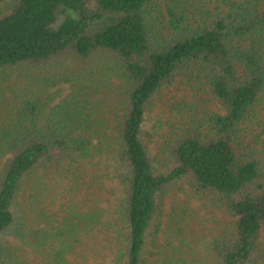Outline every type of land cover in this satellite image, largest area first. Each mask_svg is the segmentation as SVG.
I'll use <instances>...</instances> for the list:
<instances>
[{
	"label": "trees",
	"instance_id": "trees-1",
	"mask_svg": "<svg viewBox=\"0 0 264 264\" xmlns=\"http://www.w3.org/2000/svg\"><path fill=\"white\" fill-rule=\"evenodd\" d=\"M63 61L59 102L0 93V264H27L26 248L44 264H149L163 234L180 245L162 264H264V0H0V73ZM175 79L197 102L170 108L160 171L146 117ZM52 187L61 220L35 207ZM175 187L208 213L174 206L171 230L159 200ZM201 233L206 256L184 258Z\"/></svg>",
	"mask_w": 264,
	"mask_h": 264
},
{
	"label": "rangeland",
	"instance_id": "rangeland-1",
	"mask_svg": "<svg viewBox=\"0 0 264 264\" xmlns=\"http://www.w3.org/2000/svg\"><path fill=\"white\" fill-rule=\"evenodd\" d=\"M166 0H156L158 3V7L162 8L165 6ZM62 17V16H61ZM100 29V25H97L93 29V32H96ZM69 65L68 61L54 63L51 66L44 68L42 70L30 69L28 66H20L15 69H10L6 73H0V93L3 97L4 103L11 104L12 106L21 103L28 96L34 94V98L43 94V100L47 99L49 96L52 97V105L54 103L59 102L63 98L67 97L69 94V88L66 86L60 92L59 89L61 87L56 86L55 82H51L52 79H65L70 77L71 75H66L67 66ZM73 76V75H72ZM51 82V83H49ZM182 79H175V83L169 87H164L162 93L157 95L148 110L147 115V124H146V136L144 141L148 143L149 152L151 154L152 161L157 169L160 171H166L170 167V159L167 156V152L165 150L167 137V129L168 122H178L181 118V114L177 111H171L170 108H173L174 105L178 101H182L186 99L187 101L193 103L197 102L196 93L192 89V86L184 90H179L181 86ZM49 84V88L46 89V85ZM44 90V91H42ZM45 92V93H43ZM55 95V97H54ZM203 98L206 97L204 93H202ZM40 97V96H39ZM172 97V98H171ZM204 104H202L203 107ZM210 103L203 110L213 111L215 107L209 106ZM11 107L10 105H4L0 102V108L2 110ZM202 113V111H201ZM166 130V131H165ZM92 173V172H90ZM52 191L50 194L45 197L42 193L39 200H37L36 209L40 214L46 213L49 211V214L54 213V211H59L61 208V204L65 197L61 196L55 187H52ZM184 193L182 188H174L172 190L167 191L162 194L159 200V206L161 212L166 216V221L168 222L167 229L173 230V226L170 224L173 223L176 226V223L173 222L177 218L176 210H174V206H177L179 209L181 207L189 208L193 214L201 217V214H207L208 210L203 205L202 200L199 199L195 203H192L191 199H183ZM86 202V206L89 203L86 199L83 200ZM85 204V203H82ZM213 209V206H211ZM55 214V213H54ZM59 219L65 215L64 211H59ZM162 214V216H163ZM53 215V214H52ZM222 217V215H220ZM178 219V218H177ZM40 224L43 226L47 221L40 219ZM202 222V221H200ZM198 222V223H200ZM64 224V219L61 221V225ZM167 234H163V237L166 238ZM205 233L200 234L199 239H195L196 241L191 240L192 244L189 249L186 250L183 248L184 253H190L184 258L196 254V257H205L208 249V245L210 241L208 239H204ZM164 238H159L160 243L155 245L152 244L149 246V250L147 253V259L149 264H162L163 255L166 252L167 245L171 244L173 247L179 246L180 242L178 240L174 241H166ZM167 239V238H166ZM170 239V238H169ZM110 248V245L108 243ZM105 251V249H104ZM186 253V254H187ZM193 253V254H192ZM86 257L88 256V252L84 253ZM23 257L26 258L27 264H44L38 255H34L29 248H26L22 253ZM193 258V256H192ZM194 259V258H193ZM198 259L197 264H205L201 263L205 260ZM83 261V260H82ZM81 261V262H82ZM206 264H210L209 261L206 260Z\"/></svg>",
	"mask_w": 264,
	"mask_h": 264
}]
</instances>
